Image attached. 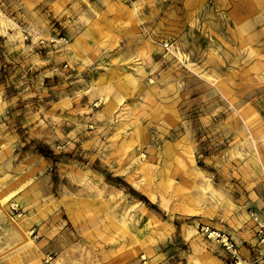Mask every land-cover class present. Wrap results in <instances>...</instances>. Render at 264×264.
Segmentation results:
<instances>
[{"label": "rangeland", "instance_id": "374dc122", "mask_svg": "<svg viewBox=\"0 0 264 264\" xmlns=\"http://www.w3.org/2000/svg\"><path fill=\"white\" fill-rule=\"evenodd\" d=\"M264 0H0V264H264Z\"/></svg>", "mask_w": 264, "mask_h": 264}, {"label": "built area", "instance_id": "2783aa9c", "mask_svg": "<svg viewBox=\"0 0 264 264\" xmlns=\"http://www.w3.org/2000/svg\"><path fill=\"white\" fill-rule=\"evenodd\" d=\"M211 235L215 237L217 241H219L225 250L230 254V256L233 259L234 264H241L240 260L237 256V250L234 246V244L223 234H220L219 232L212 231L210 232ZM259 236L261 238V242H264V230H259Z\"/></svg>", "mask_w": 264, "mask_h": 264}]
</instances>
